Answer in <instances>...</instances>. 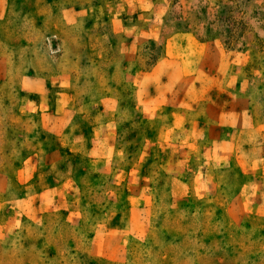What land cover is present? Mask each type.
<instances>
[{"label":"rangeland","instance_id":"374dc122","mask_svg":"<svg viewBox=\"0 0 264 264\" xmlns=\"http://www.w3.org/2000/svg\"><path fill=\"white\" fill-rule=\"evenodd\" d=\"M0 264H264V0H0Z\"/></svg>","mask_w":264,"mask_h":264}]
</instances>
